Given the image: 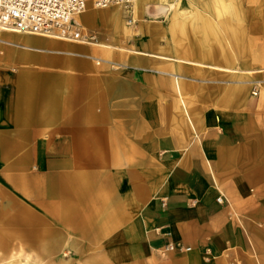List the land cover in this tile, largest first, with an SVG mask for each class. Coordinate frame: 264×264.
I'll list each match as a JSON object with an SVG mask.
<instances>
[{
  "label": "crops",
  "instance_id": "crops-1",
  "mask_svg": "<svg viewBox=\"0 0 264 264\" xmlns=\"http://www.w3.org/2000/svg\"><path fill=\"white\" fill-rule=\"evenodd\" d=\"M93 10L80 18L111 49L0 30L15 43L0 41V194L21 221L111 253L174 243L186 264H223L245 241L240 223L264 218V67L173 72L138 39L115 43ZM195 73L217 82L202 87L211 104L187 108L191 85L172 80Z\"/></svg>",
  "mask_w": 264,
  "mask_h": 264
},
{
  "label": "rangeland",
  "instance_id": "rangeland-1",
  "mask_svg": "<svg viewBox=\"0 0 264 264\" xmlns=\"http://www.w3.org/2000/svg\"><path fill=\"white\" fill-rule=\"evenodd\" d=\"M89 1L86 11L97 10ZM142 2L135 12L133 3L127 7L108 6L118 10L124 19L136 17L131 24L126 23L131 26L130 35L115 17L103 21L104 33L115 43L122 40L125 45L126 40L138 39L139 49L169 58L177 65L173 72L178 73L184 65H197L187 61L219 62L236 68L264 67V0H194L192 3L185 0L187 3H182L185 7L173 4L166 14L156 10L160 2L166 1ZM192 6H197L200 13L194 12ZM80 24L90 31L88 25ZM204 79L196 73L188 74L186 80L173 78V85L178 86L183 80L191 85L182 94L184 102L187 99V108L211 104L200 99L202 87L213 86L217 79ZM20 211L21 207L0 194V264H186L178 256L183 251L177 250L169 251L166 256L158 252L139 256L111 253L110 248L100 246L95 240L69 237L67 231L57 228V223L34 221V216L26 213L23 217L34 220L21 221ZM261 218L240 223L244 226L245 241L235 253L226 256L223 264H264V218Z\"/></svg>",
  "mask_w": 264,
  "mask_h": 264
},
{
  "label": "built area",
  "instance_id": "built-area-1",
  "mask_svg": "<svg viewBox=\"0 0 264 264\" xmlns=\"http://www.w3.org/2000/svg\"><path fill=\"white\" fill-rule=\"evenodd\" d=\"M133 1L91 0V3L95 8L110 5L127 7ZM86 5L87 0H0V30L92 43L96 35L83 28L77 20ZM189 249L169 243L159 249L158 254L166 256L171 250Z\"/></svg>",
  "mask_w": 264,
  "mask_h": 264
},
{
  "label": "bare ground",
  "instance_id": "bare-ground-1",
  "mask_svg": "<svg viewBox=\"0 0 264 264\" xmlns=\"http://www.w3.org/2000/svg\"><path fill=\"white\" fill-rule=\"evenodd\" d=\"M164 1H166V3H164V2H160L157 6H156V10H157V12L158 13H164V14H166V13H168L169 12V10L172 8V6H173V4H175V5H180V7H185V4L184 5H182V3H187V2H185V0H164ZM190 1H194V0H189V2ZM192 2H190V3H192ZM90 3V1L89 0H87V5H86V8H88V4ZM143 2H142V0H134L133 1V8H134V12L137 10V5L139 4V5H141ZM144 4V3H143ZM146 5H144V9H146ZM179 7V8H180ZM223 7H226V6H223ZM86 8H85V10H84V12L83 13H86L87 11H86ZM97 10H93L94 11V13L95 14H99V13H108V17H115L116 18V20H118V24L121 26V27H123L124 29H125V32L126 33H128L129 35H130V30H131V26H127V24L126 23H132L134 20H135V16L134 17H131V18H125L124 19V16H120L119 15V11L118 10H116V9H114V8H110V7H105V8H96ZM192 9H194L193 11L194 12H196V13H200V11H199V9H198V7L197 6H192ZM146 12V11H145ZM80 16L81 15H78L77 16V20L78 21H80L82 24H84V22H83V19L82 18H80ZM95 18H97V17H95ZM102 18V17H101ZM103 19V18H102ZM79 22V23H80ZM86 25V24H85ZM141 31V30H140ZM4 33V32H3ZM7 33V32H6ZM0 41L1 42H4V43H10V44H15L14 42H12V41H9V40H7V39H3V38H1L0 37ZM94 45H99V46H101V47H103V48H106V49H111L112 48V46L111 45H109V44H104V43H102V42H99V41H97V39L94 41V42H92ZM117 48H119V51H123V50H125V49H128V48H126V47H122V46H118ZM128 50H132V51H137V52H142V51H139L138 49H128ZM225 58H228V57H226L225 56ZM102 60H106V59H103L102 58ZM177 60H181V58H178ZM203 66H205V65H203ZM210 67H213V68H218V69H220L221 71H225V72H231V73H234V74H241V75H244V74H249L250 72H251V70L250 69H243V68H231V67H228V66H224V65H217V64H210L209 65ZM176 79H178V78H176Z\"/></svg>",
  "mask_w": 264,
  "mask_h": 264
}]
</instances>
